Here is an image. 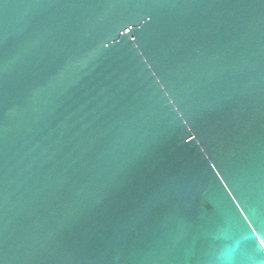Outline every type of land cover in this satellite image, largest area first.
<instances>
[{
  "label": "water",
  "instance_id": "1",
  "mask_svg": "<svg viewBox=\"0 0 264 264\" xmlns=\"http://www.w3.org/2000/svg\"><path fill=\"white\" fill-rule=\"evenodd\" d=\"M0 264H264V0H0Z\"/></svg>",
  "mask_w": 264,
  "mask_h": 264
}]
</instances>
